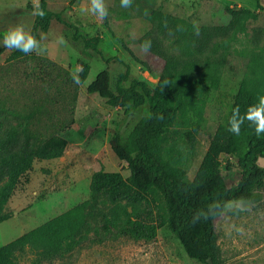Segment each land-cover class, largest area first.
I'll return each instance as SVG.
<instances>
[{
	"label": "rangeland",
	"instance_id": "obj_1",
	"mask_svg": "<svg viewBox=\"0 0 264 264\" xmlns=\"http://www.w3.org/2000/svg\"><path fill=\"white\" fill-rule=\"evenodd\" d=\"M47 9L77 28L85 38L99 37L98 48L109 63L101 61L82 40H74V29L52 20L40 33L39 54L11 58L14 49L4 47L0 55V119L20 129L27 122L30 133L40 141L53 135L67 140L58 157L36 158L13 183L8 200L0 208V246L34 227L87 201L88 223L75 237L73 249L42 264H200L184 252L177 237L166 226L158 227L153 239L120 235L103 218L116 215L120 223L147 209L142 200L110 203L89 189L94 172L116 171L126 178L129 171L109 146L115 133L126 138L135 124L149 112L148 103L137 108L108 106L97 94L86 92L98 72L108 68L114 88L117 75L129 67L132 79L154 87L161 61L143 53L137 39L153 25L154 15L145 16L138 5L173 14L197 25L232 24L239 30L228 48L230 62L221 68L216 89L209 86L190 92L191 100L167 128L160 155L192 176L199 167L219 169L227 185L238 179L236 158L221 153L228 120L235 107L240 80L264 70V0H132L129 8L120 0H105L104 19L88 11L90 0H47ZM39 0H0V31L22 25L30 31ZM146 4V5H145ZM63 43H60V38ZM3 39H0L2 42ZM2 45V43H0ZM80 61L89 64L83 83L74 74ZM193 126L197 131L192 132ZM193 134L192 140L187 134ZM258 163L264 166V158ZM227 165L231 167L226 168ZM8 178L0 183L5 189ZM258 204L230 202L215 220L222 264H264V184ZM156 201H158V197ZM152 199V198H151ZM149 197V201H151ZM153 202L150 207L153 209ZM243 207V211L236 208ZM232 209V210H229ZM24 255L19 264H31Z\"/></svg>",
	"mask_w": 264,
	"mask_h": 264
},
{
	"label": "trees",
	"instance_id": "obj_2",
	"mask_svg": "<svg viewBox=\"0 0 264 264\" xmlns=\"http://www.w3.org/2000/svg\"><path fill=\"white\" fill-rule=\"evenodd\" d=\"M146 5V4H145ZM256 6L261 7L259 0ZM42 9L43 17L34 16L30 33L40 40V33H46L52 20L72 27L73 39H81L85 48L93 50L104 63L115 60L105 58L98 48L99 37L85 38L73 25L61 18L58 12L47 9V1L39 0L35 12ZM145 16H153L151 28L137 44L151 41L148 53L161 61V69L154 87L145 81L132 79L128 86L121 82L128 79L129 67L117 75L115 87L110 84V72L104 68L87 85L86 92L97 94L108 106L137 108L145 103L149 112L132 128L126 138L115 133L109 146L114 155L126 163L129 174L123 178L119 172L96 171L92 174L89 189L103 195L108 202L127 201L139 203L144 200V209L133 218L126 217L121 223L112 214L103 215L107 224L117 228L120 235H128L149 241L156 235L158 227L166 226L178 239L186 255L200 264H222L220 248L215 232V220L221 216L230 202L258 204L263 199L264 166L258 163L264 158V134L257 137L254 128L245 122L241 134L235 136L229 131L221 143V153L236 158L240 175L236 182L227 185L221 171L216 168L199 167L192 176L169 163L160 155V145L165 139L167 128L177 113L191 100L190 92L209 86L216 89L219 72L230 62L229 44L239 28L232 24L197 25L173 14L156 11L148 4L138 5ZM7 30L0 31L3 39ZM0 45V55L4 51ZM14 50L10 57L23 56ZM89 64L80 61V70L74 74L83 83L89 73ZM255 75L246 74L239 82L235 107L243 114L248 106L259 103L264 97V70L257 67ZM165 81L170 84L163 86ZM232 114V112H231ZM230 114V116H231ZM0 119V183L8 178L5 189L0 191V208L8 200L13 183L28 170L36 158L58 157L64 151L67 140L53 135L43 141L37 140L29 131L27 122L20 129L8 125L3 128ZM192 132L197 131L193 126ZM192 140L193 134H187ZM231 166L227 165L229 169ZM156 195L158 201H156ZM149 197L153 202L150 207ZM213 209L207 219L193 224L192 217L199 211ZM87 201L34 227L0 246V264H19L24 255H31V264L62 257L73 249L75 237L88 223Z\"/></svg>",
	"mask_w": 264,
	"mask_h": 264
},
{
	"label": "clouds",
	"instance_id": "obj_3",
	"mask_svg": "<svg viewBox=\"0 0 264 264\" xmlns=\"http://www.w3.org/2000/svg\"><path fill=\"white\" fill-rule=\"evenodd\" d=\"M120 4L123 8H129L132 6V0H120ZM88 11L100 19H104L108 15V8L105 4V0H90V7ZM34 14L43 17L44 12L42 9H38ZM63 42V38L61 37L60 43ZM0 43H2V46L6 48L17 50L25 55H29L33 52L39 54L40 51V41L22 25H17L9 29ZM150 49L151 41H144L140 45V50L145 54H147ZM169 84V81H165L163 86ZM245 122H248L249 126L254 128V132L257 137L264 134V97L259 98L258 104L248 106L243 114H241L239 106L234 107L228 120L227 131L235 136H239L241 134V127L245 124ZM214 208L219 211H223V209L219 208V205H213L207 211H199L195 213L192 217V223L195 224L202 218L207 219ZM235 210L243 211L244 208L239 207Z\"/></svg>",
	"mask_w": 264,
	"mask_h": 264
},
{
	"label": "crops",
	"instance_id": "obj_4",
	"mask_svg": "<svg viewBox=\"0 0 264 264\" xmlns=\"http://www.w3.org/2000/svg\"><path fill=\"white\" fill-rule=\"evenodd\" d=\"M47 1V0H46ZM48 2V1H47Z\"/></svg>",
	"mask_w": 264,
	"mask_h": 264
}]
</instances>
